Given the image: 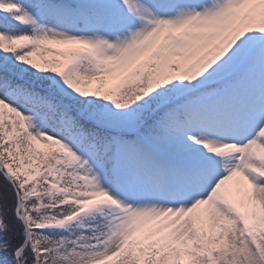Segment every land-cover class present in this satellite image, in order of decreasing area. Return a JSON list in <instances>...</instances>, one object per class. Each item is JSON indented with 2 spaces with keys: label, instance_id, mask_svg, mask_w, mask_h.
<instances>
[{
  "label": "snow or ice",
  "instance_id": "1",
  "mask_svg": "<svg viewBox=\"0 0 264 264\" xmlns=\"http://www.w3.org/2000/svg\"><path fill=\"white\" fill-rule=\"evenodd\" d=\"M0 264H264V0H0Z\"/></svg>",
  "mask_w": 264,
  "mask_h": 264
}]
</instances>
